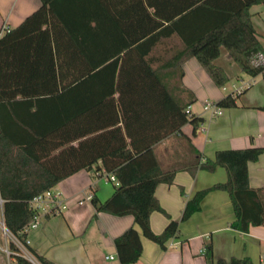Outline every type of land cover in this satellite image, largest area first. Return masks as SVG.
Instances as JSON below:
<instances>
[{
    "label": "trees",
    "instance_id": "trees-1",
    "mask_svg": "<svg viewBox=\"0 0 264 264\" xmlns=\"http://www.w3.org/2000/svg\"><path fill=\"white\" fill-rule=\"evenodd\" d=\"M41 1L0 36V207L7 229L37 263L58 264L27 242L26 230L39 213L31 201L99 161L101 169L114 174L117 185L105 200L93 192V218L100 211L134 216V224L114 239L120 264L139 260L141 234L163 248L180 236L178 220L171 218L160 233L150 220L156 210L169 216L155 189L160 182L173 183L178 170L192 175L218 166L227 170L225 182L197 191L186 202L181 220L200 209L207 192L223 189L233 203V227L248 231L251 225H264V186H251L248 170L264 148H225L214 157L204 156L182 131L189 122L197 129L203 118L187 110L194 98L182 97L177 87L182 63L191 56L220 87L232 78L217 61L223 52L238 73L264 76V47L250 12L264 0ZM31 81L43 86L7 88L12 82ZM34 93L45 98L49 108L56 101L54 121L46 119L50 135H34L32 122L4 113V100ZM239 95L228 93L216 104L234 106ZM105 101L112 118L91 124L87 114L101 112ZM14 129L30 134H13ZM172 136L187 141L189 148L174 147L171 162H166L157 146ZM9 247L16 264H36L14 239ZM207 254L212 257L211 248ZM215 264L262 263L246 256Z\"/></svg>",
    "mask_w": 264,
    "mask_h": 264
},
{
    "label": "crops",
    "instance_id": "crops-1",
    "mask_svg": "<svg viewBox=\"0 0 264 264\" xmlns=\"http://www.w3.org/2000/svg\"><path fill=\"white\" fill-rule=\"evenodd\" d=\"M41 4V0H0V36L20 24ZM250 12L264 47V3L252 5ZM217 61L232 75L231 88L229 84L225 85L226 89L218 86L195 56L182 63L183 74L177 87L182 97L194 98L188 107L192 113L203 118L197 129L192 123H186L182 127L184 135L208 157H214L217 150L225 148H264V109L260 108L264 106V76L238 73L227 52H223ZM244 83L251 84L237 97L236 105L221 107V114L204 107L207 100L216 103L230 93L234 85ZM20 86L37 89L43 84L40 81L7 84V88ZM53 100L49 108L45 105L47 100L34 93L13 97L2 103L6 116L15 114L27 119L34 125L32 134L40 136L50 135L46 119H55L56 101ZM108 104L101 102V112L87 114L86 118L91 124L112 118ZM34 111L37 113L34 114ZM49 113L52 115H47ZM12 131L13 134H30L19 129ZM176 146L178 151H184L189 148V143L172 136L161 141L157 150L164 155L166 162H171L169 158L176 151ZM35 151L42 153L40 148ZM57 152L58 149L53 151ZM95 168L100 170L96 171ZM248 170L250 185L264 186V151L257 160L249 162ZM226 180L227 170L218 166L214 171L199 169L195 175L187 170H178L173 183L160 182L155 196L169 216L158 210L152 212L151 227L160 233L172 218L179 221L181 234L170 238L166 248L141 234L143 251L139 260L131 264H215L218 259L229 261L233 257L246 256L264 264V225H251L248 231L233 227L236 215L228 191L214 189L207 192L201 200L200 209L181 220L186 202L197 191ZM115 185L117 180L114 174L101 169V161L91 170L81 169L60 180L53 187L61 192L59 202L55 205L45 203L44 208L39 209V223L30 225L26 230L29 245L58 264H120L114 239L134 224V216L100 211L93 218L96 210L89 197L95 191L100 200H105L113 193ZM1 207L0 225L4 222ZM11 239L16 240L9 230L4 232L1 226L0 264H9L14 259L7 253V249L11 252ZM208 248H211V258L207 254ZM21 249L28 257L29 251L24 246ZM110 255L114 257L110 258ZM33 261L38 264L34 258Z\"/></svg>",
    "mask_w": 264,
    "mask_h": 264
},
{
    "label": "built area",
    "instance_id": "built-area-1",
    "mask_svg": "<svg viewBox=\"0 0 264 264\" xmlns=\"http://www.w3.org/2000/svg\"><path fill=\"white\" fill-rule=\"evenodd\" d=\"M251 83H244L242 85H234L233 90L230 92L233 96L237 95V94H241L242 92L245 91L246 88H248L250 86ZM224 89H226V86H223ZM204 107L206 109H212L214 113L216 114H221L222 113V109L221 106H218L216 103H214L211 100H207L205 102ZM188 111H190L189 107L187 108ZM191 112V111H190ZM61 196V192L60 190H56V189H48L47 191H45L42 194H39L37 196H35L33 198V200L31 201V205L38 210L41 208H44L45 203H51L52 205H55L59 202V197ZM91 198V195L89 196ZM39 223V213L34 217L33 221L30 223V225H37ZM29 225V226H30ZM2 228L5 230H7L6 225L4 224V222H2L1 224ZM18 245L21 247L23 246L21 244L20 241H18L17 239L15 240ZM28 242V241H27ZM29 243V242H28ZM7 253L11 254V252L7 249ZM29 258L33 259V256L29 253H27ZM110 258H113V255L109 256ZM10 264V263H9Z\"/></svg>",
    "mask_w": 264,
    "mask_h": 264
},
{
    "label": "rangeland",
    "instance_id": "rangeland-1",
    "mask_svg": "<svg viewBox=\"0 0 264 264\" xmlns=\"http://www.w3.org/2000/svg\"><path fill=\"white\" fill-rule=\"evenodd\" d=\"M248 75V74H247ZM227 84H229L228 86H229V88H231V82L229 81V82H227L225 85H227ZM0 228H1V225H0ZM3 231L5 232V230L3 229ZM6 232H8V230H6ZM29 254V253H28ZM10 264H16V261L14 260V259H11V261H10Z\"/></svg>",
    "mask_w": 264,
    "mask_h": 264
},
{
    "label": "water",
    "instance_id": "water-1",
    "mask_svg": "<svg viewBox=\"0 0 264 264\" xmlns=\"http://www.w3.org/2000/svg\"><path fill=\"white\" fill-rule=\"evenodd\" d=\"M31 260H33L32 258H30Z\"/></svg>",
    "mask_w": 264,
    "mask_h": 264
}]
</instances>
